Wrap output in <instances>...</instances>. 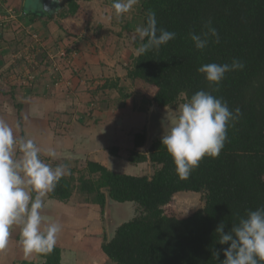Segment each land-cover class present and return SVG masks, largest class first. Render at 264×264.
I'll use <instances>...</instances> for the list:
<instances>
[{
  "label": "trees",
  "instance_id": "obj_1",
  "mask_svg": "<svg viewBox=\"0 0 264 264\" xmlns=\"http://www.w3.org/2000/svg\"><path fill=\"white\" fill-rule=\"evenodd\" d=\"M77 1L68 0V15L88 19ZM141 6L144 23L151 9L158 27L177 34L159 50L130 56L128 77L152 88L151 103L173 107L182 96L189 100L205 90L226 101L230 110L239 107L242 115L229 126L219 156L204 157L187 180L178 177L158 138L147 152L134 150L129 157L133 164L151 162L156 168L151 177L121 174L89 162L78 178L71 172L48 196L66 202L78 191L103 214L108 201L137 208L133 218L115 227L110 240L104 238L102 250L114 264H220L228 245L217 242V226L225 222L227 232L246 211L264 205V0H142ZM208 21L217 29L219 43L200 51L189 33L206 30ZM233 59L242 61L244 69L228 73L218 86L197 71L203 64H230ZM17 108L20 114V105ZM146 142V128L137 131L136 148ZM184 191L203 193L205 206L178 218L165 208ZM214 251L220 253L218 261ZM37 254L44 263L20 264H63L56 245L51 252Z\"/></svg>",
  "mask_w": 264,
  "mask_h": 264
},
{
  "label": "crops",
  "instance_id": "obj_2",
  "mask_svg": "<svg viewBox=\"0 0 264 264\" xmlns=\"http://www.w3.org/2000/svg\"><path fill=\"white\" fill-rule=\"evenodd\" d=\"M45 1L46 10H41L37 0H0V16L12 9L19 20L17 28L12 29L0 21V93L6 94L0 96V119L12 125L20 122L17 135L33 138L46 163L53 167L63 164L76 178L89 162L138 176L137 172L145 170L150 162L133 164L129 157L134 150L144 153L150 148L151 106L144 99L140 104L138 98L135 101L127 96L120 102L117 97L123 91L118 81L126 77L133 81L128 69L120 68L115 61V46L121 37L109 31L103 39L93 31L95 11H88L85 0L77 4L88 19L79 13L68 15V0ZM91 30L94 37L89 35ZM17 36L27 40L23 41L26 52L8 50L9 44L15 47L16 40H21L15 39ZM10 38L12 41H8ZM43 52L42 63L38 58ZM134 55L126 46L121 65L127 66L125 62ZM17 105L21 107L20 114ZM145 128L147 142L136 148L135 133ZM47 148L55 149L56 159L43 155ZM75 193L79 192L75 191L66 202L51 199L48 194L45 197V227L49 222L62 226L56 243L62 251V263L114 264L102 250L106 231L103 219H111L112 207L119 204L108 201L103 214L100 206L85 203L86 196L85 202H75ZM19 240L17 227L11 232L6 250L0 251V264L44 263L37 253L26 258Z\"/></svg>",
  "mask_w": 264,
  "mask_h": 264
},
{
  "label": "clouds",
  "instance_id": "obj_3",
  "mask_svg": "<svg viewBox=\"0 0 264 264\" xmlns=\"http://www.w3.org/2000/svg\"><path fill=\"white\" fill-rule=\"evenodd\" d=\"M57 3L60 0H56ZM140 0H112L111 7L117 17L130 13ZM200 33L190 32L189 38L197 50H205L210 43H219V33L211 21ZM177 34L158 27L156 13L149 9L146 22L135 28L131 37L137 44L136 52L143 55L159 50L175 40ZM245 64L237 59L225 64L206 63L197 71L211 85H220L230 72L242 71ZM213 91H218V88ZM242 115L237 107L230 110L226 101L211 91L199 90L179 109H166L165 119L170 127L161 137V145L172 157L175 171L181 180H187L204 157L217 158L228 139V128ZM20 122L12 125L0 119V251L6 250L11 232L20 230V240L25 257L33 253H48L55 247L62 226L49 222L45 227V197L53 192L59 181L71 174L63 164L55 167L42 158V149L35 140L17 135ZM43 155L56 159L53 148L43 150ZM221 222L215 234L225 257L220 264H264V205L248 210L231 224L226 232ZM220 253L213 252L216 261Z\"/></svg>",
  "mask_w": 264,
  "mask_h": 264
},
{
  "label": "rangeland",
  "instance_id": "obj_4",
  "mask_svg": "<svg viewBox=\"0 0 264 264\" xmlns=\"http://www.w3.org/2000/svg\"><path fill=\"white\" fill-rule=\"evenodd\" d=\"M85 1L88 2L87 4H85L87 6V9L88 8L92 10L94 9L95 11L93 14V20L95 21L93 23L94 24L93 31L94 30L98 31L99 35L102 36L103 39H105V35H107L109 31H115L116 32L115 35H119L121 37L120 43L118 42L115 46L117 47L115 51L117 54L115 55L116 57L115 61L120 66V68L124 67L125 69H129L132 65V59L130 61L127 60V64L124 61L125 65L127 66H122L123 62H121V57H122V52L126 46L131 48V50H133V52L136 53L137 55L136 48L138 45L132 42L131 37L135 34V28L138 25H141L144 23L142 6H141L142 0H140L139 4H137L130 13L125 14L121 17H117L115 15L114 10L111 7L112 0H90V1H93L92 3L89 0H85ZM98 25L100 26L98 27ZM93 31L91 30L89 33V35L92 33V37H94L95 35ZM84 35H86V33ZM12 39L10 38L8 41H12ZM15 39H21V40L19 41L16 40L17 43L15 44V47H13L12 45L9 44V42H7L9 44L8 50L11 51L13 49L12 52H18V53L26 52V45L23 43V41H27V40L26 39L23 40L19 36L15 37ZM100 47L103 48L104 45H100ZM44 53L45 52L41 54V58H38L39 61L42 60V63L45 61L42 59ZM120 62L122 63V65ZM118 82L121 83V88L123 89L121 94L118 93V96H117L120 102L122 98L124 100L127 96L134 98L135 101H136V98H138V101L140 104L143 101L142 99H144L147 101L145 102L149 103L151 106L150 118H152L154 110L157 111L156 116H155L156 124L158 125L157 128L160 134L162 132L159 138H161L163 134H166L170 127L169 121L165 119L166 109H177L178 110L179 106L182 103L187 102L186 98L182 96L179 102L175 106L159 108L155 104L151 103V99L153 97V90L147 83L139 81V80L131 81L127 77L126 79L121 80V81L119 80ZM153 107L155 109L152 110ZM149 124H151V119H150ZM155 169L156 168L150 162L147 164L146 169L140 172H137V175L143 176L144 174H146L147 176L151 177L152 172H154ZM75 195H76L75 202H85V196L81 195L80 193H75ZM204 206H205V202L203 198V193L184 191V192L177 193V195L174 196L172 203H170L165 208V210L169 212L171 215H175L178 218H186L192 215L193 213H195L196 211H198L199 209L204 208ZM120 207H123L122 208L123 210L120 209ZM111 210H112L111 219L110 218L108 219L107 217H104L103 219L104 225H105L104 227H106L104 236L108 240H110L113 237V231L115 228V226H112L113 223L117 225V223H119L120 221L130 220L136 215L135 210H137V208L134 207V205L131 203H125V204H119L115 208L112 207ZM110 221H112V223Z\"/></svg>",
  "mask_w": 264,
  "mask_h": 264
},
{
  "label": "water",
  "instance_id": "obj_5",
  "mask_svg": "<svg viewBox=\"0 0 264 264\" xmlns=\"http://www.w3.org/2000/svg\"><path fill=\"white\" fill-rule=\"evenodd\" d=\"M37 8H41V10H46V1L45 0H37ZM156 113L157 111L154 110L152 118H151V124H150V132H149V138H148V147H151L152 143L161 136L159 130H158V125L156 124ZM111 203V202H110Z\"/></svg>",
  "mask_w": 264,
  "mask_h": 264
},
{
  "label": "built area",
  "instance_id": "obj_6",
  "mask_svg": "<svg viewBox=\"0 0 264 264\" xmlns=\"http://www.w3.org/2000/svg\"><path fill=\"white\" fill-rule=\"evenodd\" d=\"M18 15L15 11H13L12 9H8L7 13L4 16H0V21L2 23L3 26H5L6 28H15L16 27V23L18 21Z\"/></svg>",
  "mask_w": 264,
  "mask_h": 264
}]
</instances>
